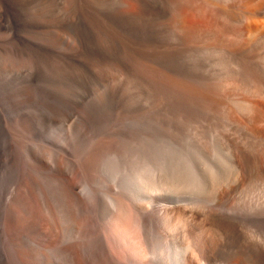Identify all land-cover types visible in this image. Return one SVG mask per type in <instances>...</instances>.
I'll list each match as a JSON object with an SVG mask.
<instances>
[{"label": "rangeland", "instance_id": "obj_1", "mask_svg": "<svg viewBox=\"0 0 264 264\" xmlns=\"http://www.w3.org/2000/svg\"><path fill=\"white\" fill-rule=\"evenodd\" d=\"M142 24V16L122 10L116 0H0V264L157 260L141 253L137 258L136 246L126 241L143 233L131 213L119 222L111 215L112 198L131 190L134 145L174 134L172 106H159L142 86ZM182 133L178 140L190 145L188 129ZM240 190L227 198L229 213L243 229L263 232L264 183ZM199 195L189 191L176 200ZM130 197L151 220L147 230L155 241L180 232L169 231L170 221L162 217L172 194L158 191L142 202ZM102 238H112L107 247L116 257L136 258L112 259Z\"/></svg>", "mask_w": 264, "mask_h": 264}, {"label": "bare ground", "instance_id": "obj_2", "mask_svg": "<svg viewBox=\"0 0 264 264\" xmlns=\"http://www.w3.org/2000/svg\"><path fill=\"white\" fill-rule=\"evenodd\" d=\"M116 2L143 18V41L140 38L137 48L141 84L159 106H172L174 137L145 138L134 145L138 160L128 177L131 190L112 198V220L133 215L143 233L126 241L136 246L137 258L140 253L143 258L158 256L151 264H264V231L243 229L226 206L241 185L252 188L264 183V0ZM112 14L119 16L114 10ZM128 17V22L125 17L121 20L129 23ZM185 129L190 145L178 140ZM60 164L58 159L57 173ZM158 191L173 195V204L163 209L162 217L170 221L169 231L180 232L155 241L147 230L151 220L130 195L142 202ZM189 191L207 199L176 200ZM72 198L78 202L74 192ZM109 242L101 240L112 259L136 258L128 253L116 257ZM69 248L74 258L76 244Z\"/></svg>", "mask_w": 264, "mask_h": 264}]
</instances>
